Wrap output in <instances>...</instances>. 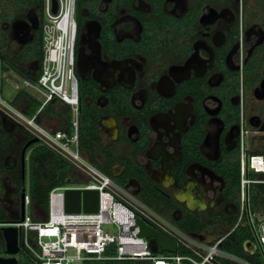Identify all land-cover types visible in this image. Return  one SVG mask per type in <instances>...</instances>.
<instances>
[{"label": "flooded vegetation", "instance_id": "obj_1", "mask_svg": "<svg viewBox=\"0 0 264 264\" xmlns=\"http://www.w3.org/2000/svg\"><path fill=\"white\" fill-rule=\"evenodd\" d=\"M52 1L0 0V31L5 34L0 58L10 61L2 75L36 82L44 27L53 20L47 3L55 17L59 9L54 0L57 12L52 13ZM72 18L78 138L81 115L88 111L96 120L97 162L104 165V152H112L116 161L109 171L121 179L127 165L120 164L132 161L136 172H144L143 180L178 203L173 218L218 215L223 221L211 220V229L201 233L214 237L213 228L227 224L235 210V196L220 168L238 151L243 129L250 147L260 150L264 140V0H73ZM9 40L16 41L14 53ZM7 103L25 114L16 96ZM58 106L68 123L52 118L56 125H51L68 127L71 113ZM0 122V201L12 205L0 208L16 219L21 195L27 194V149L33 144L24 151L23 168L22 153L36 138L2 113ZM17 129L31 140L19 135L17 153L7 154L8 136ZM83 154L92 163L90 152ZM126 185L135 195L141 189L136 177L126 178ZM3 246L0 257L9 258L4 240Z\"/></svg>", "mask_w": 264, "mask_h": 264}, {"label": "built area", "instance_id": "obj_2", "mask_svg": "<svg viewBox=\"0 0 264 264\" xmlns=\"http://www.w3.org/2000/svg\"><path fill=\"white\" fill-rule=\"evenodd\" d=\"M57 17L50 14L51 24L44 27V57L36 82L24 81L22 87L34 92L40 102L33 116L14 110L2 96L0 81V113L36 138L45 147L83 177L78 186H62L48 194L47 215L34 221L28 215L34 212L30 198L23 199L24 218L0 227H15L19 248L37 264H84L88 261H136L140 264H250L236 255L220 249L225 235L212 241H202L185 233L179 227L144 204L132 191L116 183L95 167L80 149L77 120V88L72 72L74 21L70 17L72 1L57 0ZM70 11V12H69ZM4 77V75H2ZM15 88H17L15 86ZM30 91H27L31 93ZM57 102L71 113L68 127L54 128L38 120L44 107ZM52 119V118H50ZM241 129L242 124H241ZM249 135L244 129L238 138L239 191L236 221L250 230L253 241L246 252L261 255L264 264V152L249 146ZM97 190L98 212L67 214L64 211L66 189ZM30 207L29 212L28 209ZM260 209L258 212L257 209ZM32 217V215H31ZM164 233L189 256L159 255L151 251L148 240L139 235L136 219ZM111 253L108 255L107 253Z\"/></svg>", "mask_w": 264, "mask_h": 264}, {"label": "trees", "instance_id": "obj_3", "mask_svg": "<svg viewBox=\"0 0 264 264\" xmlns=\"http://www.w3.org/2000/svg\"><path fill=\"white\" fill-rule=\"evenodd\" d=\"M5 40V34L0 31V41ZM9 59L0 58V81L2 74L9 70L8 66ZM8 65V66H7ZM3 85V84H2ZM3 90V89H2ZM2 93V92H1ZM16 100H18L24 110L25 114L28 116H33L36 109L39 107V102L33 99L29 94L20 90L16 95ZM57 102L51 103L44 108L42 114L38 120H42L44 117L57 118L62 123H68V117L63 115L62 109L58 106ZM96 129V120L91 117V114L88 111H85L81 115L80 120V149L82 152H90L92 163L99 168L104 174L110 176L116 183L125 187L126 178L136 177L140 183V191L137 193V197L146 204L149 208L154 210L156 213L160 214L162 217L179 227L185 233L191 234L193 236H200L204 229H211V220H214L218 223H221V219L218 215L213 213L197 214V213H184L181 218H173L171 212L178 208V203L172 198H168L161 190V188L148 181L143 180L144 172L136 170L132 167L133 162L130 160L127 164L121 163L120 165L125 166L124 176L120 178H114L109 171V165L116 161L112 152H104L105 164H100L94 158L93 147L97 146L99 139L94 134ZM3 128L1 127L0 122V133H3ZM14 133L25 137L26 141L31 140V138L26 135L22 130L17 129L13 131ZM4 136H0V148L2 146V141ZM27 152H29L28 157V196L30 198L31 205L41 211L44 215H47L48 211V194L49 192L58 187L62 186H77L81 183V180L77 177L74 170L70 167L68 163L58 158L52 152H50L45 147H42L38 144L31 145ZM108 162V163H107ZM219 174L226 180L228 185L229 192L233 193L235 200H238V191H239V163H238V151L231 155L222 168L219 170ZM139 175V176H138ZM21 174L18 175V182H20ZM8 210L0 208V224L9 223L19 220V217L16 219H10L8 216ZM208 214V215H207ZM204 215V216H203ZM37 221V220H36ZM236 221V206L235 210L231 213V217L227 222V231L224 240L219 244L221 250L236 255L250 264H262L261 255L259 252L250 254L246 252V245L251 241L250 236L247 233V228L238 226L234 227ZM214 231V230H212ZM225 235V234H223ZM223 235H220L221 237ZM3 239L0 234V254L3 252ZM176 252L180 256H189L188 251L177 246ZM110 255L111 253H107ZM159 255H167L164 252L157 253ZM21 259L19 264H37L33 258L25 253L22 249L20 251ZM183 264H190L187 261H183ZM84 264H140L136 261H118V260H104V261H88Z\"/></svg>", "mask_w": 264, "mask_h": 264}, {"label": "water", "instance_id": "obj_4", "mask_svg": "<svg viewBox=\"0 0 264 264\" xmlns=\"http://www.w3.org/2000/svg\"><path fill=\"white\" fill-rule=\"evenodd\" d=\"M57 6L56 2L52 1V13L56 14ZM37 140L33 139L29 141L22 153V168L24 166V151L31 144L36 143ZM24 195H21L20 204V220L24 218ZM99 207V193L97 190H86V189H66L64 191V211L67 214H93L98 212ZM136 225L139 228V235L148 240L149 247L155 254L164 252L166 254H175L176 245L167 237L164 233L157 231L142 219H136ZM0 233L5 243V254L9 255V258L0 257V264H17L15 256L18 253V231L15 227H0ZM203 241L201 236H198ZM248 243L247 245H250Z\"/></svg>", "mask_w": 264, "mask_h": 264}, {"label": "rangeland", "instance_id": "obj_5", "mask_svg": "<svg viewBox=\"0 0 264 264\" xmlns=\"http://www.w3.org/2000/svg\"><path fill=\"white\" fill-rule=\"evenodd\" d=\"M11 32H9V34H10ZM11 42V43H10ZM9 43H10V49H9V51L11 52V53H14L16 50H17V45H16V41H10L9 40ZM12 73H10V74H8V76L9 77H7V76H5L4 75V77H2L3 78V82H2V84H3V90H2V96H3V98L4 99H6L7 101H9V102H11V101H13V99L15 98V96H16V93H17V90H15V85L16 86H21L22 87V81L21 80H17V78L15 77L14 79H13V77H12ZM27 91H30V90H27ZM33 95H35V97L37 98H39V96L38 95H36L34 92H32V91H30ZM43 122L44 123H49V124H52V123H54V125H56V123L54 122V121H52L51 119H50V117H44L43 119ZM58 127H60V125L58 126ZM9 137V146L11 147V149L8 151V153L7 154H10V153H12V155H14L15 153H17L15 150H16V148H15V145H16V143H19V135L18 134H16V133H12V135H10V136H8ZM260 140V139H259ZM260 151H262V152H264V140H260ZM3 156H5V155H3ZM77 175V174H76ZM77 177L78 178H80L78 175H77ZM82 177V176H81ZM81 184V183H80ZM80 184H78V185H80ZM77 185V186H78ZM25 193H27L28 194V179L26 178V181H25ZM234 202H235V206H236V210H237V206H238V201H237V199L236 200H234ZM11 204H10V202L9 201H4V202H1L0 201V207H4L5 209H9L10 210V208H11ZM15 210V209H14ZM13 210V211H14ZM29 210H30V207H29V209H28V211L27 212H29ZM260 209L258 208L257 209V211L258 212H260L259 211ZM219 213H221V212H219ZM31 215H32V217H31ZM31 215H28V217H29V219H31L32 218V220H34V221H36V220H42L43 219V214L41 213V211H39L37 208H35L34 207V212H32L31 213ZM222 215H224V214H222ZM228 215V214H227ZM226 215V216H227ZM225 216V217H226ZM226 227H227V224L225 223L224 225H217V226H215L214 228H213V230H214V237H215V239L216 238H218V236H220V235H223V234H225L226 233ZM247 233H248V235L250 236V238H251V241H253V236H252V234H251V232H250V230L249 229H247ZM213 237V238H214ZM17 258L20 260L21 259V256L18 254L17 255ZM183 264V263H182Z\"/></svg>", "mask_w": 264, "mask_h": 264}, {"label": "crops", "instance_id": "obj_6", "mask_svg": "<svg viewBox=\"0 0 264 264\" xmlns=\"http://www.w3.org/2000/svg\"><path fill=\"white\" fill-rule=\"evenodd\" d=\"M201 237H202V239H203L204 241H207V242L213 240V237L211 236V234H202Z\"/></svg>", "mask_w": 264, "mask_h": 264}, {"label": "clouds", "instance_id": "obj_7", "mask_svg": "<svg viewBox=\"0 0 264 264\" xmlns=\"http://www.w3.org/2000/svg\"><path fill=\"white\" fill-rule=\"evenodd\" d=\"M72 1V8H71V13H70V17L72 18V10H73V0ZM70 12V11H69ZM73 19V18H72ZM52 23V22H51ZM51 23H48V24H51ZM3 89V88H2ZM214 239V238H213ZM204 241V240H203ZM251 243V242H250ZM249 245H246V247H248Z\"/></svg>", "mask_w": 264, "mask_h": 264}]
</instances>
